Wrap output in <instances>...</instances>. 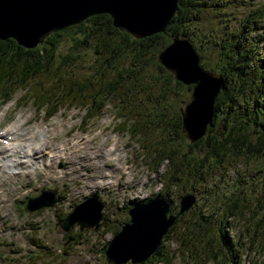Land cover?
<instances>
[{
    "label": "trees",
    "instance_id": "trees-1",
    "mask_svg": "<svg viewBox=\"0 0 264 264\" xmlns=\"http://www.w3.org/2000/svg\"><path fill=\"white\" fill-rule=\"evenodd\" d=\"M238 1L178 0L166 29L143 37L118 28L110 14L100 12L52 31L35 46L25 47L12 37L0 39V100L22 89L19 97L23 103L44 108L45 117L67 104L85 108L86 118L100 115L110 102L118 119L115 129L139 140L152 171L163 167L159 191L170 198L183 189L194 188L193 181H205L203 170L208 174L210 166L240 163L246 167L249 162V171L254 174L249 178L242 174L243 181L237 178L242 183L222 203L227 213L221 224L216 210L206 217L196 204L177 218L154 253L141 264H169L178 252L223 261L228 255L211 240L216 231L214 217L220 244L235 242L232 233L222 228L224 222L253 217L252 224H264V2L249 6L237 22H232L236 16L232 11L241 7L235 4ZM178 34L193 41L199 36L203 42H197L200 65L223 78L211 122L194 142L185 138L180 106L170 101L175 87L176 91L191 90V84L176 79L156 58L162 42ZM65 38L68 47L59 50ZM88 51L95 53V62L90 70L80 72L76 66ZM149 66L157 68L158 73H149ZM187 99L181 97L182 101ZM172 207L176 210L177 204ZM125 219L127 214L122 211L118 224L111 228L113 232ZM67 235L72 243L76 241L74 232ZM169 240L177 242V249L167 247ZM262 241L263 237L257 240Z\"/></svg>",
    "mask_w": 264,
    "mask_h": 264
},
{
    "label": "rangeland",
    "instance_id": "rangeland-1",
    "mask_svg": "<svg viewBox=\"0 0 264 264\" xmlns=\"http://www.w3.org/2000/svg\"><path fill=\"white\" fill-rule=\"evenodd\" d=\"M248 1L251 4L243 0L235 3L241 7L237 6L232 11L231 15H236L232 17V22H237L249 6L264 0ZM195 31L197 32L196 29ZM62 42L59 50L63 51L68 47L67 38ZM198 42L203 43L199 36ZM256 46L257 42L253 47ZM81 58L83 60L77 64L76 69L80 72L90 70L91 63L95 62V53L85 52ZM149 67V73H158L154 66ZM177 88L178 86L171 93L170 101H176L181 107L186 102L181 97H188L190 89L176 91ZM21 92L22 90L16 91L9 102L0 105V129L3 128L4 133L5 130L8 132L12 124L30 117V124L39 132H44L43 128L47 126L50 127V135H56V141L55 146L49 147L51 152L39 157L32 165L16 166L13 168L17 170L15 174L0 176V264H45L48 260L53 264H106L101 250L114 234L109 228L118 224L116 220L121 217L122 211H126L124 206L127 203L136 198H145L161 188V170L154 172L149 168L137 139L131 138L127 132L113 128L116 118L109 102L106 103L102 115L91 120L84 116V109L68 106H63L45 120L42 116L44 110L38 111L32 103L17 106ZM70 142L74 145H70ZM0 150L5 152L4 147ZM3 155L0 156V171L8 158ZM52 157L54 158L51 160ZM61 159L69 160L71 164H63ZM216 165L208 167V174L203 170V176H207L205 181H193L194 188L183 189L175 195V200L181 193L196 191L198 197L194 205L199 204L206 217L216 210L221 224L220 219L227 213L222 203L242 183L239 181H243L242 174L249 178L254 173L249 171V162L244 164L246 167L240 163ZM19 170L28 173L23 175ZM42 186L58 188L55 204L32 211L26 209L27 198L38 194ZM212 188H215L214 191H211ZM216 193H219V197ZM92 194H98L105 200L103 216L106 214V217L102 218L100 226L80 229L74 223L64 231L56 224L59 214L64 216L76 201ZM214 219L212 222L216 231L211 240L221 246L228 256L223 261L217 257L213 264H264V224H252L253 217H247L243 221L232 219L228 223L224 222L222 228L230 233L235 232L238 241L234 244H220L217 242L220 230ZM76 228L80 231L75 235L76 241L71 243L66 234ZM260 237H263V241L259 243L257 240L260 241ZM168 243L170 248L177 246L174 241ZM206 248L211 249L210 246ZM44 254L46 256H42ZM61 255L65 256L64 260ZM206 261L199 255L195 257L183 252L171 264H211ZM128 262L130 261L121 264Z\"/></svg>",
    "mask_w": 264,
    "mask_h": 264
},
{
    "label": "water",
    "instance_id": "water-1",
    "mask_svg": "<svg viewBox=\"0 0 264 264\" xmlns=\"http://www.w3.org/2000/svg\"><path fill=\"white\" fill-rule=\"evenodd\" d=\"M152 1L56 0L44 7L40 18L37 17L31 22L32 27L15 22L1 28L0 39L12 37L25 47L35 46L43 42L52 31L79 23L88 16L100 12L110 14L113 25L118 28L124 29L135 37H143L164 31L178 5V0H160L162 1L160 9L154 10L155 3ZM150 8L153 10L148 12ZM15 13L16 10L5 18L12 20ZM25 30H35L36 36L27 38L30 44L21 42L13 34L21 35V31ZM31 32L33 34V31ZM157 56L161 63L172 70L175 78L185 84H192L189 99L180 111L185 136L194 142L205 134L207 125L211 122L214 99L223 83L222 75L200 65V54L187 36H174ZM56 192V188L42 187L38 195L28 197L26 208L33 210L54 205ZM196 197L197 194L193 191L181 195L177 200L178 210L174 213L171 212L174 201L159 192L146 200L130 205L126 209L128 218L105 248L106 260L119 264L130 258L132 262L141 263L154 252L169 226L195 203ZM104 204L105 201L100 196L91 195L77 203L57 223L63 230H67L74 222H77L80 228L85 226L96 228L102 223Z\"/></svg>",
    "mask_w": 264,
    "mask_h": 264
},
{
    "label": "bare ground",
    "instance_id": "bare-ground-1",
    "mask_svg": "<svg viewBox=\"0 0 264 264\" xmlns=\"http://www.w3.org/2000/svg\"><path fill=\"white\" fill-rule=\"evenodd\" d=\"M55 1L56 0H0V29L5 28L15 22H21L23 25L26 24L28 25V27H32L31 22L41 15L44 7L47 4ZM153 1L155 3L154 10H159L162 5V1ZM15 10L16 13L14 19L12 18L11 20L9 18H5V16H8L9 13H13ZM152 10L153 9L150 8L148 12H151ZM31 31H33V34H31ZM34 31L35 30H25L24 32L21 31V35H18L16 33L13 34L21 42L30 44V40H28L27 38L28 36L32 35L36 36V33ZM30 123L31 119L30 117H28L24 120L18 121L15 124H12L10 127V136H4L9 140V142L4 145L7 152L6 156H8V158L3 164V168L0 171V176L2 174L6 175L8 173L15 174V170L13 168H15L16 166H25L28 164L32 165L39 157H42L45 154L47 148L55 146L56 135L52 136L46 134L47 131H50V127L47 126L43 128L44 132H39L36 128H33V125ZM70 145H74V143L70 142ZM54 157H52L51 160ZM60 161L63 164H71L69 160L64 161L61 159ZM20 172L23 175H26L28 173V171L23 172L22 170H19V173ZM4 178L5 176L3 177V179Z\"/></svg>",
    "mask_w": 264,
    "mask_h": 264
}]
</instances>
